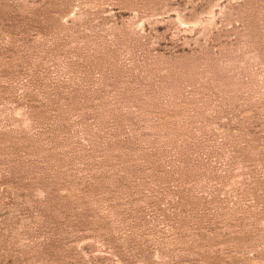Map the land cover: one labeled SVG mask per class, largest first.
<instances>
[{"label": "rangeland", "instance_id": "374dc122", "mask_svg": "<svg viewBox=\"0 0 264 264\" xmlns=\"http://www.w3.org/2000/svg\"><path fill=\"white\" fill-rule=\"evenodd\" d=\"M0 264H264V0H0Z\"/></svg>", "mask_w": 264, "mask_h": 264}]
</instances>
